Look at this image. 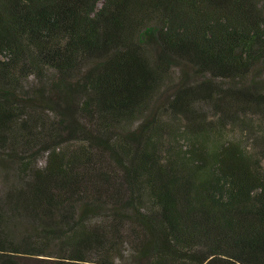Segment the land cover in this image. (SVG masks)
Segmentation results:
<instances>
[{
    "label": "trees",
    "instance_id": "1",
    "mask_svg": "<svg viewBox=\"0 0 264 264\" xmlns=\"http://www.w3.org/2000/svg\"><path fill=\"white\" fill-rule=\"evenodd\" d=\"M0 264H264V0H0Z\"/></svg>",
    "mask_w": 264,
    "mask_h": 264
}]
</instances>
